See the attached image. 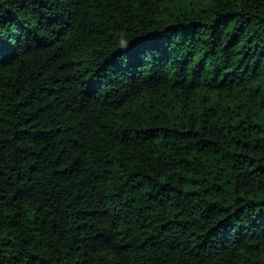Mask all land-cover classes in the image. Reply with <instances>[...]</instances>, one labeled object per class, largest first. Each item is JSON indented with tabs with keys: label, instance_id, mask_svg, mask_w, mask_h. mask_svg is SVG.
<instances>
[{
	"label": "trees",
	"instance_id": "16d2710c",
	"mask_svg": "<svg viewBox=\"0 0 264 264\" xmlns=\"http://www.w3.org/2000/svg\"><path fill=\"white\" fill-rule=\"evenodd\" d=\"M0 264H264V0H0Z\"/></svg>",
	"mask_w": 264,
	"mask_h": 264
}]
</instances>
